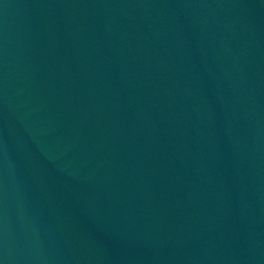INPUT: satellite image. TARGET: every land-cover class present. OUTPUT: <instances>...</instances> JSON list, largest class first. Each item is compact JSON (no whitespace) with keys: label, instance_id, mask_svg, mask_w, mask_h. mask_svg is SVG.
I'll use <instances>...</instances> for the list:
<instances>
[{"label":"water","instance_id":"1","mask_svg":"<svg viewBox=\"0 0 264 264\" xmlns=\"http://www.w3.org/2000/svg\"><path fill=\"white\" fill-rule=\"evenodd\" d=\"M0 264H264V0H0Z\"/></svg>","mask_w":264,"mask_h":264}]
</instances>
